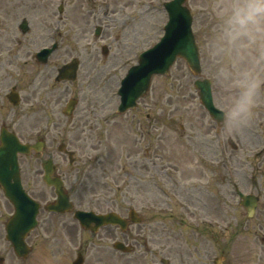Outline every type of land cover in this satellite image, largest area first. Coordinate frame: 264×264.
Masks as SVG:
<instances>
[{"label":"rangeland","instance_id":"rangeland-1","mask_svg":"<svg viewBox=\"0 0 264 264\" xmlns=\"http://www.w3.org/2000/svg\"><path fill=\"white\" fill-rule=\"evenodd\" d=\"M164 1L166 0H19L14 10L5 13L7 16H4L0 24L1 30L19 34L17 22L23 16L29 18V33H22V41L13 45L14 54L20 57L53 39L60 42L49 64L44 66L48 79L45 83L40 77L41 83L45 85L42 93L35 98L33 114L26 113L29 105L20 104L19 116L13 124L23 139H34L43 128L47 120L46 110H49L46 124L50 131L45 135L47 145L44 152L20 157L26 189L41 200L52 199L54 191L42 179V162L47 156H52L70 180L68 183L73 188L79 186L80 192L75 191V200L83 206H109L125 213L129 207L136 208L141 213L143 222L134 229L140 230L141 239L149 241L144 248L148 252L140 250L134 254L116 256L115 260L121 264H164L163 258L168 260L167 264L186 263L192 251L198 255V247L204 239L190 237L187 225L181 228L178 219L186 217L188 209L176 204L179 198L187 201L193 185L203 183L199 176H194L193 169L197 171L198 164L204 165L200 162L199 155L192 156L194 149H189L187 131L181 130L180 124L183 122L188 127L196 124L201 128L204 124H209L197 98L194 86L196 77L186 61L178 59L169 74L155 76L150 91L139 100L136 108L125 114L117 112L120 102L117 90L121 79L136 62L140 52L156 43L164 32L163 27L168 20ZM213 2L214 0H188L196 17L193 28L200 45L203 73L213 81L216 101L221 103L203 51V39L210 32L214 18L210 19L211 22L205 21L200 18L199 13L203 7L211 8ZM61 3L64 5L62 13L58 9ZM113 8L115 12H112ZM106 9H109L107 14ZM97 25L102 26L100 36L95 35ZM104 44L109 48L107 54L102 53ZM15 55H8L11 62V57L15 58ZM74 56L81 60L77 79L73 82L56 81L57 67ZM11 82L15 81L6 83L3 92L8 90L7 85ZM27 89L28 87L26 91ZM71 97L79 98V103L74 114L65 117L62 110ZM6 108L2 109L3 112ZM148 113L151 117L158 118V141L154 139V125L147 130L146 135L149 136H146L145 143L142 124ZM258 115L260 117L257 119L262 118L264 121V111L261 114L258 112ZM2 117L3 113L0 111V122ZM256 130L260 132L258 137H264L261 128L256 127ZM228 134H231L234 145L235 142L237 145L236 148L233 145L226 148L227 180L230 176L245 179L246 175L250 176L253 172L264 199V154L252 163V158L247 157L254 148L261 147L263 141L257 138V143L256 138L244 128L237 129L236 136L235 131L226 130V138ZM61 140L77 149L78 158L87 153L91 155V163L86 166L88 171L85 181L79 178L83 170L77 173L59 155L57 146ZM151 144L156 157L148 158ZM147 145L145 156L144 147ZM82 148L86 152L81 151ZM227 190L229 191L228 183ZM108 201L110 205H107ZM8 205L10 206L3 196L6 211ZM165 207L171 210L165 211ZM261 211L256 219L244 217L241 208L227 214V223L233 224L226 227L227 231L221 237L227 241L226 248L231 249L233 264H264V257H261L264 249L260 237L255 236L252 225L255 220H259L263 223L264 231V203ZM84 238L87 239V235ZM207 242L211 243L210 254H218L215 243L210 239ZM7 246L8 242L3 240V253H7L6 248L10 251ZM66 249L70 254H75L71 243ZM44 253L51 252L37 248L34 255ZM5 257L7 262L4 264H29L30 261L32 264L34 260H18L12 253H7ZM48 263L50 262L44 264Z\"/></svg>","mask_w":264,"mask_h":264},{"label":"flooded vegetation","instance_id":"flooded-vegetation-1","mask_svg":"<svg viewBox=\"0 0 264 264\" xmlns=\"http://www.w3.org/2000/svg\"><path fill=\"white\" fill-rule=\"evenodd\" d=\"M18 1L19 0H0V12H4L5 14L8 10H12ZM113 12H115V9H113ZM202 13L204 16L203 18L206 16L208 19L213 17L211 15V9H207V7H204ZM2 33L0 31V108L5 105V102L2 100V83L18 74L13 71L15 64L13 62H6L2 56V54L8 50V45H10V43H8L9 38L12 40L15 37V33L14 31L5 30H2ZM4 37L5 43L3 42ZM5 64L10 65V68L6 69V74L3 76L2 70ZM32 64L38 67L36 62H32ZM35 70L32 71V74L28 75L30 78L26 84H20L23 79L22 77L16 80V85L20 90V104L22 102L28 103L31 109L34 108L35 95L38 94L39 88L44 85L41 83L40 77L43 81H46L47 77L44 69L36 68ZM27 85L30 89L26 92ZM20 104L17 106H10L9 109H7L8 113L11 112L16 116L19 113L18 107ZM26 113H29V111ZM3 120L6 121L8 118L6 117ZM157 122L158 118L155 117V141H158ZM4 123L7 124L6 122ZM150 126L152 127V124H150ZM10 127L11 126L8 125V128ZM143 129L146 130V127H143ZM40 132L44 135L47 134L49 132V126L46 125ZM225 132L226 130L214 121H209L208 125L204 124L203 128L196 124L189 125V131L187 133L189 137V149H194L192 150V156L195 157L199 155L200 160L204 163L203 166L198 164L199 167L197 171L196 169L193 170L194 172L200 173V176L205 178L206 181L214 182L216 190H208V192H213L212 195H205L204 191L200 190L197 194H194V192L190 193L188 197L192 206L191 215L189 214L187 218L191 228L190 233L193 234V232H195L197 240L198 238H204L201 242V246L198 247L199 253L203 249L202 254H198L199 256L197 257L191 256L188 264H211V255L209 254V250H207L210 245L205 237L210 235V223L212 220L221 223L226 219L225 180H223L224 178L221 176L219 169L222 162L221 154L225 156L226 152ZM152 147V144L149 148L148 145L144 147L145 149L148 148V158L153 156L156 157V154L152 152ZM62 155L67 158L65 152H62ZM194 161L195 159L192 162ZM216 165H218V168H215ZM76 203L79 205L77 201ZM109 204L108 201L107 205ZM107 209L108 208L101 207L98 208V212H106ZM9 211L10 216L11 210ZM7 213L8 212L5 211L3 207L2 187L0 185V257H3L2 239L4 226L9 217ZM259 226H261L260 222L254 224L256 234H258ZM132 228L130 227L126 231H122L118 226L109 224L101 227L96 233H93L87 229H82L80 223L74 217V213L71 211L64 213L41 211L38 217V225L29 233L27 241L31 246L32 254L37 248L50 249L51 254L30 255L26 260L34 259L32 264H44L47 262H50L48 264H74L73 262L77 258L76 254L81 253V264H121L115 260V257L123 256L125 252L114 247L116 239L132 246V252L134 253L140 250L141 245L145 247L148 243V240L140 238L141 232L139 229ZM215 228L216 227L213 229ZM81 233L89 234L93 236V238L83 239L80 236ZM116 235L118 236L117 238ZM262 240L264 242V237ZM70 243L73 248L77 250L76 254H70L69 250L66 249L67 245ZM145 252H148V250H145ZM13 261L17 260L14 259ZM29 264H31V261ZM227 264H233L232 258L227 261Z\"/></svg>","mask_w":264,"mask_h":264},{"label":"water","instance_id":"water-1","mask_svg":"<svg viewBox=\"0 0 264 264\" xmlns=\"http://www.w3.org/2000/svg\"><path fill=\"white\" fill-rule=\"evenodd\" d=\"M182 1L173 0L166 3V7L170 13V22L166 27L167 33L162 43L146 52L141 57L140 64L133 66L127 77L123 80V87L120 91L122 94L120 111H125L129 107L135 106L137 98L148 91L152 75L154 73H167L177 56H183L195 73L200 72L199 51L191 30L192 18L189 10L183 5ZM76 68V61L65 65L60 69L58 79L63 77L75 78ZM196 85L200 88L202 101L211 109L213 103L210 82L207 79H198ZM75 103L76 100L72 99L68 104L66 112L71 113ZM8 139L7 136L4 137L3 145L0 147V180L3 183L6 194L16 206L17 211L8 223V231L14 238L16 251L21 254L27 252L24 237L27 231L35 224L39 204L22 188L17 154L18 151L30 153L32 147L41 149L43 143L33 145L22 144L15 136L11 139L12 141ZM44 167L46 170V182L54 185L58 194L57 202L50 204L49 207L57 210L68 208L70 203L61 178L51 176L53 171L52 161H47ZM248 200L244 201V204L248 207L251 215L257 205V198H252L253 201ZM78 215L86 225H89L92 220H95L98 224L107 221L122 223V219L114 213L105 216L100 215L98 216L99 218L93 213H82Z\"/></svg>","mask_w":264,"mask_h":264},{"label":"clouds","instance_id":"clouds-1","mask_svg":"<svg viewBox=\"0 0 264 264\" xmlns=\"http://www.w3.org/2000/svg\"><path fill=\"white\" fill-rule=\"evenodd\" d=\"M203 51L228 132L249 125L264 103V0H214Z\"/></svg>","mask_w":264,"mask_h":264}]
</instances>
